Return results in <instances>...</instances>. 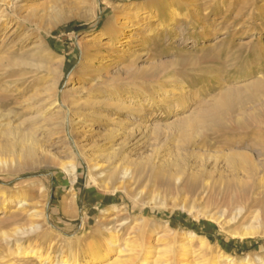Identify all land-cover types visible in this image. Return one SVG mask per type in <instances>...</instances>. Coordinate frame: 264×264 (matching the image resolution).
Masks as SVG:
<instances>
[{"label":"rangeland","instance_id":"rangeland-1","mask_svg":"<svg viewBox=\"0 0 264 264\" xmlns=\"http://www.w3.org/2000/svg\"><path fill=\"white\" fill-rule=\"evenodd\" d=\"M259 78L264 0H0V264H48L34 249L55 264L70 251L83 260L109 232L117 242L102 264H195L221 254L264 264V187L228 157L259 164L264 185ZM47 85L63 118L88 100L113 103L80 111L93 129L86 154L100 169L89 171L69 125L76 174L26 166V135L35 132L39 156L52 135L36 117L49 106ZM137 124L147 125L144 136ZM152 163L169 174L155 175ZM113 165L122 173L106 180ZM138 172L137 183L129 179ZM195 180L212 186L195 191ZM188 232L207 242L188 241Z\"/></svg>","mask_w":264,"mask_h":264},{"label":"bare ground","instance_id":"bare-ground-1","mask_svg":"<svg viewBox=\"0 0 264 264\" xmlns=\"http://www.w3.org/2000/svg\"><path fill=\"white\" fill-rule=\"evenodd\" d=\"M5 4L7 5V3H5ZM123 24L124 23H122L118 27H116V29H115L116 33L114 34V37H118V35L122 34V32H123L122 25ZM257 83H258L257 85L264 84V79L259 78ZM56 84L57 83L55 81L54 84H52V85L55 86ZM52 85L51 86L47 85V87H45V89H44V93L46 94L47 99L50 101L49 106L46 107L44 110H42L38 115H36L37 118L41 119V122L38 125V128L39 129L41 128L42 132H46V131L52 132V135L49 136L48 141L45 143V145L40 146V150H41L40 156L35 154V147L33 145L35 142V139H34V133L35 132L28 133L26 135L27 141L30 142V145L27 149L28 151L26 152V150H25V152H26V161H25L26 166L33 168V167H36V166L38 167L41 165H46V166L52 165V166H56V167H59V168L65 170L66 172H68L71 175L76 174V172H75L76 171L75 159L77 156L75 155V152L71 146V142L66 138V134H65L66 133V125H69L72 128V137L74 138L73 145L78 150V155L85 159L87 166L89 168V171H96V170L100 169L99 165L96 162H94L93 159L91 158V155L86 154V149L84 148L85 142H86L87 138L92 135L93 129H92V125L87 123V121L85 120L84 116H82L80 111H82L84 109V110H86L87 114H94V112L92 110H94V108L97 105H103L105 107H110V106H112L113 103L110 101V99H105L102 101L88 100L85 103V105L82 107H79L76 110V112L70 111L68 116L63 118L62 109L60 107L62 102L58 98L55 97V94H56L55 93V87L56 86L53 87ZM172 93L178 94V90L175 89L172 91ZM34 97H37L36 94H35V96H33V100H34ZM178 105H182V104L180 103ZM117 107L126 110V109H128L129 104H126V105L118 104ZM52 109H56V110H54L53 112H50V110H52ZM47 112L49 114H47ZM59 119H60V121H59ZM51 123H53L55 125L49 127V124H51ZM136 127H137L138 132L140 133L141 136H144L147 133V130H148L147 125L137 124ZM33 131H35V130H33ZM13 154L16 156L18 155V153L16 151H14ZM63 155H66L68 157V160L65 161L62 158ZM228 157H230V159H233V160L234 159H240L243 163L247 164L248 171H249L247 174H249V177L252 176V177L256 178V184H255L256 187H259V188L264 187L263 178L260 175H258L260 172V165L259 164L253 163L251 160H249L247 155H245L243 153H233V154H230ZM166 165H168V163H166ZM161 166L152 163L150 166L151 171H153V173L157 176H159L160 173L161 174L162 173L167 174V172H164V169L162 170ZM202 167H203V170H204V168H206L205 166H202ZM112 168H113V170L111 171V173L109 175H103V177H105L106 180L116 178L120 173H122L121 171H119L118 165H113ZM214 168L215 169L219 168V160L217 158H215V161H214ZM232 169L234 172L237 171L235 166L232 167ZM157 170L159 171V173L157 172ZM122 171H123L122 179H124L127 172H128V165L123 166ZM198 171H202V170L199 169ZM198 171H197V173H198ZM184 172L185 171L181 170L178 173H176L177 175H176L174 181L180 182L182 180ZM140 178H141V172H138L134 176L130 175V177H129V179L133 180L136 183L140 180ZM89 179L91 182L96 183V178L93 176L92 173H89ZM210 186H212V184L208 183L207 180L201 181L200 186H199L198 181L195 180V191H197L198 190L197 188H200V187H201V189H203V191H207V189ZM115 189L117 190L118 188L116 187ZM242 191L244 192V190H241V192ZM19 208H20V206H19ZM241 212H242V209L240 208L238 210V213H241ZM34 215L36 217V216H38V213L35 212ZM30 228H31L30 229L31 231H35L39 228V226L37 224V225L32 226ZM250 234H253L252 231L245 232L242 234V236H247ZM184 236H185V239H187L188 241L200 240L202 242V245H205V243L207 242V239L205 237L199 236L195 232H188L187 235H184ZM97 240H99V239H97ZM116 242H117V238H116L115 234H113L112 232H109L108 237L105 238V244H104L103 248H101V250H99L98 246L97 247L96 246L91 247L90 249H88L85 252L83 260L76 259L75 256L73 255L74 252L70 251L68 256L61 258V264H102L104 262V260H106L107 256L109 255L110 250L115 246ZM184 245H185V242L181 243L179 245V248H181L182 251L185 250V248H186ZM38 250L39 249H37V250L34 249V250H30V252L35 253V254L37 253V258L41 262L46 261V263H48V264H55L54 260H52L47 255L40 254ZM219 260H223L228 264H235L234 263L235 261H233L232 258H230L229 256H227L225 254L219 255L217 257L216 261H219ZM249 260H250V258H249V256H247L246 258H244L243 262L247 263ZM130 261H131V258H128V259L122 260V261L121 260L114 261L110 264H130ZM215 262L203 260V261L196 262L195 264H215ZM184 264H186V263H184Z\"/></svg>","mask_w":264,"mask_h":264}]
</instances>
